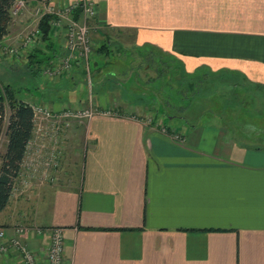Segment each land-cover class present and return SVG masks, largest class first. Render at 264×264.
<instances>
[{
    "label": "crops",
    "instance_id": "crops-1",
    "mask_svg": "<svg viewBox=\"0 0 264 264\" xmlns=\"http://www.w3.org/2000/svg\"><path fill=\"white\" fill-rule=\"evenodd\" d=\"M95 2V45L108 43L105 69L123 83L92 100L115 113L85 124L80 175L75 164L68 181L11 196L0 226L9 235L18 223L44 227L24 237L44 262L47 229L61 226L64 264H264V0ZM160 55L193 75L238 76L247 88L232 82L225 99L202 95L200 108L186 114L194 121L172 116L165 133L132 118L146 114L150 101L128 86L134 62L150 60L157 70ZM32 97L24 100L56 109L65 103L57 94ZM63 175L64 166L60 181ZM0 264L25 263L12 251Z\"/></svg>",
    "mask_w": 264,
    "mask_h": 264
},
{
    "label": "built area",
    "instance_id": "built-area-1",
    "mask_svg": "<svg viewBox=\"0 0 264 264\" xmlns=\"http://www.w3.org/2000/svg\"><path fill=\"white\" fill-rule=\"evenodd\" d=\"M30 0H18L12 14H30L31 22L25 30L18 34L20 45L4 43L12 39L7 33L0 43V53L20 60L22 56L40 45L43 32L40 23L45 15H53L51 21L52 33L64 37L60 54L57 59L43 69V76L48 79H60L69 76L75 62L82 60L90 77V59L95 41L93 38L94 24L92 20L98 15L95 0H36L30 7ZM80 12L77 17L76 13ZM0 54V56H1ZM86 107L72 108L64 106L52 108L43 102L31 103L33 109L34 129L27 143L24 157L17 174L13 177L11 196L28 195L30 191L46 183L56 184L60 181L63 169V139L65 133L75 124H86L96 115H113L110 108H102L92 98ZM132 118L148 123L144 117L133 115ZM152 120V118H150ZM164 120L157 121L156 126L169 133V126ZM176 138H182L179 133H173ZM14 233L8 234L7 228L0 226V255L17 252L25 264H64L65 236L61 226L49 230L51 241L44 262L37 251L29 247L24 237L31 231L42 234L46 231L38 225L18 223L13 226Z\"/></svg>",
    "mask_w": 264,
    "mask_h": 264
},
{
    "label": "rangeland",
    "instance_id": "rangeland-1",
    "mask_svg": "<svg viewBox=\"0 0 264 264\" xmlns=\"http://www.w3.org/2000/svg\"><path fill=\"white\" fill-rule=\"evenodd\" d=\"M29 17L30 15L28 16L27 13L19 16L12 15L10 26L8 28L9 36L12 39H7L2 44L5 45V43H12L19 46L21 41L18 34L25 30L30 24L31 19H29ZM125 42L124 45L126 44L129 46V42ZM42 47H44V45ZM29 53L30 52L27 51L20 60H17L10 55L0 53V84H12L19 91L18 96L20 98H25L27 95L32 97V95H34L35 98L37 96L41 100H45V95L50 97L51 94L53 95L59 92L58 94H61L62 98L65 100V103H62V107L69 106L72 108H80L89 105L91 103L90 98H96L98 91L102 92L109 87L114 88V86L115 88H118L119 83H123L120 81V78H110L109 70L107 71L106 69H103L102 71H98V69L94 70V67L92 66V69H90V77L88 76V73L86 76L77 75L71 85L70 82L63 79L61 87L58 79H48L43 75H32L26 62ZM126 56L129 58H133L134 56L137 57V55L131 54ZM138 63L139 62H134L133 65H131L132 68L137 67L135 73L138 72L137 75L134 73L131 81H128L129 83H134V85L128 83V86H130V94L134 98L140 97V100L144 98L145 101H150V105L148 106L150 110L148 109L149 111L146 114L144 113L141 115V117H144V120H149L147 125L156 126L157 121L164 119V122L168 123L169 120L166 119V116L169 114L174 116L179 114L183 116L184 114L185 116L188 114V109L195 103L196 105L198 104V108H200L202 105V95L204 94L221 95V97L225 99L229 93L228 91H233L232 86H229L232 82L238 83L239 89L247 88L245 82L240 77L227 73L214 74L212 72H200L193 76L185 77L183 76V70L178 66H175L174 61H169V65H161V67H165L163 73H159L157 70L152 69L153 65L150 60L142 59L140 60L139 65ZM100 79H103L102 82ZM98 80H100L99 84L97 82ZM184 85H192L194 87L193 90L187 94L185 100H180L178 89ZM171 96H176V98H172ZM35 98L32 97V99ZM74 99L84 101L81 103L82 105L77 106L78 102L73 103L74 101H72ZM70 100L72 103L68 102ZM150 118H152V120H150ZM185 118H187L189 123L194 121L187 115ZM84 127L85 124H75L64 135L62 144L64 157L63 166L64 175L67 174L68 176H65L66 180L62 179L56 184L66 182L70 179L71 174H73L70 172H73L75 164L78 166V175H80V165L82 164V157L87 146V141L84 138ZM4 129L6 131L7 121L5 122ZM5 131L0 141V152L3 151ZM46 184L50 185L51 183ZM41 186L43 185L36 186L33 189L40 188Z\"/></svg>",
    "mask_w": 264,
    "mask_h": 264
},
{
    "label": "trees",
    "instance_id": "trees-1",
    "mask_svg": "<svg viewBox=\"0 0 264 264\" xmlns=\"http://www.w3.org/2000/svg\"><path fill=\"white\" fill-rule=\"evenodd\" d=\"M17 1L18 0H0V43L8 33L13 15L12 10ZM76 16H80L79 11L76 13ZM52 19L53 15H45L43 17L40 23L43 32L41 43L27 55V67L33 76L43 75L44 67L54 62L60 54L61 45L59 44V39L52 33ZM43 45L44 47H42ZM110 51L111 48L107 42H104L98 47L95 45L90 59V69H92V66L94 70L98 69V71L105 69L106 64L110 62L109 59L111 55L108 54ZM146 56L148 57L150 54ZM100 59L104 60L103 64ZM169 61V57L160 55V59H158L160 66L157 67V71L163 73L165 67H161V65H169ZM178 67L183 70V76H193L192 73H189L183 68L181 60H178ZM86 74L87 70L84 61L78 60L75 62L72 73L69 76L62 77V80H73L70 83L71 85L77 75L86 76ZM193 87L192 85L180 87L178 89L180 100H185L187 94L193 90ZM58 93L56 94L61 95ZM18 95L19 91L12 84H0V141L5 131V122L7 121V129L5 131L7 136V147L4 152H0V212L6 208L11 199L13 177L17 174L25 154L27 143L32 137L34 129L31 103L24 100V98H20ZM45 96L48 98L47 95ZM171 97L176 98V96ZM142 100L144 101L145 99L143 98ZM172 116L174 115L169 114L166 116V119L170 120ZM185 119L187 120V118Z\"/></svg>",
    "mask_w": 264,
    "mask_h": 264
}]
</instances>
